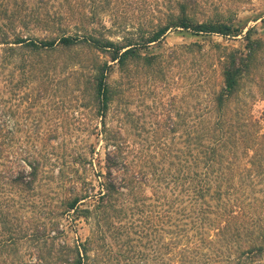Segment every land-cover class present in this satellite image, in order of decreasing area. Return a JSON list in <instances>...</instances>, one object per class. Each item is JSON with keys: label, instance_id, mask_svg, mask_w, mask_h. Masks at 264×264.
<instances>
[{"label": "trees", "instance_id": "16d2710c", "mask_svg": "<svg viewBox=\"0 0 264 264\" xmlns=\"http://www.w3.org/2000/svg\"><path fill=\"white\" fill-rule=\"evenodd\" d=\"M193 2L167 0L166 11L145 30L128 29L122 17L134 6L157 8L156 0H0V251L11 246L21 230L13 226L7 210L10 198L3 192L6 187L20 193L34 192L41 165L32 154L13 152L8 140L1 137L7 127V66L27 51L45 55L83 46L103 53L107 59L93 64L94 72L86 83L96 113L104 117L114 95L107 81L112 64L119 69L132 61L150 64L155 56L141 50L159 42L169 29L222 37L241 33V28L229 23L194 20L188 11ZM62 21L70 27L61 25ZM56 25L57 33L50 37L23 34L31 27L51 30ZM250 33L248 29L244 35V52L223 48L218 55L219 87L210 93V107L203 112L202 122L186 127L183 149H175L174 143L164 145L163 154L150 155L145 167L128 158L124 139L107 133L110 147L97 187L85 181L79 190L69 187L60 200L58 214L72 211L73 218L86 219L91 214L107 218L115 203L131 198L137 206L153 208L148 210L150 220L155 219L154 230L161 242L156 261L167 253L170 264H264V108L258 119H249L241 126L223 117L263 44ZM22 82L20 77L16 86ZM145 188L148 195L141 192ZM92 196L96 201L92 208L80 206ZM58 225L59 221H54L48 229L22 230V236L39 246L35 259L41 264H84L88 241L55 248ZM50 253L56 257L53 262L48 261Z\"/></svg>", "mask_w": 264, "mask_h": 264}, {"label": "rangeland", "instance_id": "374dc122", "mask_svg": "<svg viewBox=\"0 0 264 264\" xmlns=\"http://www.w3.org/2000/svg\"><path fill=\"white\" fill-rule=\"evenodd\" d=\"M166 1L156 0L157 8L132 7L122 17L125 26L147 30L145 27L166 11ZM192 5L188 11L194 20L229 23L241 28V33L222 37L169 29L159 42L141 50L155 56L150 64L132 61L124 69L112 64L107 81L114 95L104 117L96 113L86 83L94 72L93 64L107 59L103 53L83 46L73 48L76 54L73 49L45 55L27 51L7 66V127L1 137L8 140L13 152L32 154L41 165L34 192L20 193L7 187L10 191L3 192L10 198L11 205L6 207L13 226L21 230L15 242L0 251V264H41L35 259L39 246L22 236V230L48 229L54 221H59L60 230L55 248L63 243L74 246L88 241L84 264H170L167 253H162L161 261L155 259L161 242L154 230L155 219L150 220L149 202L146 204L150 206L143 207L125 198L109 209L107 218L101 219L94 214L85 219L73 218L72 211L58 213L60 200L69 187L78 189L81 181L97 187L105 152L110 147L107 133L124 139L128 158L145 167L150 155L163 154L164 145L174 143L175 149H183L186 127L202 122L203 112L210 107V93L219 87L218 55L223 48L244 52L248 29L250 37L263 44L223 117L237 126L260 117L264 108V0H194ZM61 25L70 27L64 21ZM56 27H31L23 34L50 37L57 33ZM19 65L23 67L17 68ZM20 77L23 84L16 86ZM141 192L149 194L148 188ZM95 203L92 196L80 206L92 208ZM54 258L50 253L48 261Z\"/></svg>", "mask_w": 264, "mask_h": 264}]
</instances>
